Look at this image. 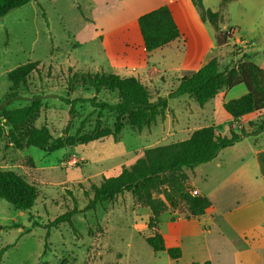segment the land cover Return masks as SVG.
<instances>
[{
    "label": "rangeland",
    "instance_id": "obj_1",
    "mask_svg": "<svg viewBox=\"0 0 264 264\" xmlns=\"http://www.w3.org/2000/svg\"><path fill=\"white\" fill-rule=\"evenodd\" d=\"M206 2L216 8L221 5V0ZM131 6L130 0H32L8 13L0 19V104L10 94L18 98L8 109L39 99L41 109L30 126L47 127L53 138L91 134L98 125L114 129L117 115L85 100L96 97L114 104L119 101L118 92L102 90L97 94L82 82L81 75L107 74L98 72L97 65L121 63L119 32L113 27L129 18ZM263 10L264 0H232L222 14L227 25L237 28L246 40V14L262 15ZM259 21L264 30V19L259 17ZM221 55L220 69L228 71L238 65L243 52L232 47ZM254 61L263 63L264 55ZM33 62H39L38 71L25 84L13 86L9 72ZM149 91L155 99V90ZM218 100L201 107L194 98L182 95L170 99V106L140 131L126 122L115 138L53 153L25 144L17 149L4 137L0 141V171L20 175L37 187L39 196L29 211H19L0 198V253L4 250L0 264H187L189 253L185 259L171 262L167 253H157L148 245L145 237L152 233L147 226L149 208L138 202L133 192L95 209L86 207L93 198V185L131 167L146 149L184 141L202 127L214 126L219 133L229 134V114L219 106L216 113L211 111ZM247 119L251 120L247 128L246 116L238 127L255 131L264 120V109L257 114L258 120L256 115ZM237 148L226 151L225 156L232 160ZM200 168L199 172H210ZM185 208L180 201L176 211ZM74 209L82 212L73 216V226L66 222L48 229L56 218ZM207 242L212 250L224 244L215 234Z\"/></svg>",
    "mask_w": 264,
    "mask_h": 264
},
{
    "label": "trees",
    "instance_id": "obj_2",
    "mask_svg": "<svg viewBox=\"0 0 264 264\" xmlns=\"http://www.w3.org/2000/svg\"><path fill=\"white\" fill-rule=\"evenodd\" d=\"M31 1L0 0V19ZM228 1L222 0V4ZM192 2L202 21L209 23L216 31L218 46L220 48L227 46L231 34L220 29V13L206 8L203 0ZM138 25L148 53L180 38L179 27L167 6L141 15L138 18ZM38 67L39 62L27 63L10 71L8 78L13 86L17 87L25 84L29 76L38 71ZM81 80L91 86L97 94L102 90L118 92L119 101L114 104L98 101L96 97L85 100L95 108L115 113L117 118L114 129L98 125L97 130L91 134L53 138L47 127L30 126L41 109L40 100L35 98L27 106L8 109V106L18 98L17 94H10L6 102L0 104V141L8 137L17 149H23L25 144L27 147L33 146L46 153H53L76 144H88L107 137L115 138L121 134L126 122L140 131L153 123L157 116L168 108L169 99L187 95L203 107L222 89H232L238 85H244L247 94L223 104L224 110L234 120L259 113L264 109V70L251 62L248 56H243L238 65L228 71H222L218 59L213 58L198 71L184 73L179 87L174 92L156 99H152L148 87L135 76L121 77L97 73L81 75ZM262 132L264 120L253 132L242 130L237 133L230 129L227 135L219 133L214 126H208L196 129L184 141L146 149L144 156L131 167H124L118 175L103 178L99 185L92 186L93 198L90 199L86 210L95 209L98 204L112 201L125 192H133L138 202L151 211L147 226L152 233L145 237L148 245L157 253L166 252L171 259L179 260L182 257V250L167 248L163 235L156 230L160 217L169 208L175 212L180 201L184 202L186 208L185 211L178 212L187 218L202 216L212 206L207 196L192 194L187 171L213 161L223 149ZM38 196L37 187L20 175L13 171H0V198L15 209L29 211L35 205ZM81 212L74 209L62 214L48 225V229L57 228L66 222L73 226V216ZM3 252L4 250L0 254Z\"/></svg>",
    "mask_w": 264,
    "mask_h": 264
},
{
    "label": "crops",
    "instance_id": "obj_3",
    "mask_svg": "<svg viewBox=\"0 0 264 264\" xmlns=\"http://www.w3.org/2000/svg\"><path fill=\"white\" fill-rule=\"evenodd\" d=\"M231 1L222 4L221 0L220 7L216 8L203 0L206 8L220 13V29L233 31L228 45L220 48L216 31L202 21L192 0H130L129 18L113 27L119 32L121 63L99 64L97 71L121 77L135 76L150 90L154 89L157 97H166L179 87L184 73L198 71L213 58H217L220 64L221 53L232 47L240 48L243 56H248L264 70V61L261 64L254 61L264 55V30L259 21V17L264 19V10L262 15L246 14L245 40L238 35L237 28L227 25V18L222 14ZM162 6L170 9L179 27L180 38L148 53L138 18ZM221 94L223 96L219 98ZM245 94L247 88L244 85L224 88L204 106L219 99L218 105L211 107L212 113H216L218 106L223 108L225 102ZM257 114L249 115H256L258 120ZM249 115H246V128L251 121L247 119ZM244 119L245 116L238 120L231 117L229 127L240 133L245 129L240 127ZM245 140L246 145L240 141L223 149L213 161L187 171L192 194L205 195L212 202L204 215L187 218L179 212L167 211L159 219L156 230L163 235L167 248H180L182 259L189 253L187 264H264V132ZM236 147L238 151L233 152L236 157L231 160L225 156L226 151ZM200 167L209 168L210 172H199ZM147 211L150 217V209ZM212 234L224 243L221 249L212 250L209 246L207 238ZM200 253L204 256L201 257Z\"/></svg>",
    "mask_w": 264,
    "mask_h": 264
},
{
    "label": "built area",
    "instance_id": "obj_4",
    "mask_svg": "<svg viewBox=\"0 0 264 264\" xmlns=\"http://www.w3.org/2000/svg\"><path fill=\"white\" fill-rule=\"evenodd\" d=\"M229 33L231 34V36H232V34H233V31H229Z\"/></svg>",
    "mask_w": 264,
    "mask_h": 264
}]
</instances>
